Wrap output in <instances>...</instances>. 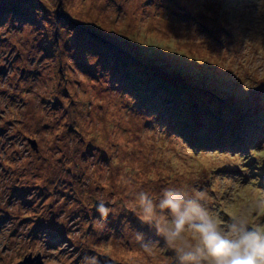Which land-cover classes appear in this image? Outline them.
Wrapping results in <instances>:
<instances>
[{
    "label": "rangeland",
    "instance_id": "1",
    "mask_svg": "<svg viewBox=\"0 0 264 264\" xmlns=\"http://www.w3.org/2000/svg\"><path fill=\"white\" fill-rule=\"evenodd\" d=\"M167 187L264 227V0H0V264H179Z\"/></svg>",
    "mask_w": 264,
    "mask_h": 264
},
{
    "label": "clouds",
    "instance_id": "2",
    "mask_svg": "<svg viewBox=\"0 0 264 264\" xmlns=\"http://www.w3.org/2000/svg\"><path fill=\"white\" fill-rule=\"evenodd\" d=\"M206 196L196 189L190 193L167 187L153 198L141 190L129 210L175 248L179 264H264V227H249L246 214L233 213L228 221L214 216L201 203ZM256 206L264 211V200L256 202ZM95 207L102 220L108 217L110 209L104 202ZM137 239L149 249L150 243L144 242L141 233H137ZM101 257L111 264L107 251L85 255L83 264H100Z\"/></svg>",
    "mask_w": 264,
    "mask_h": 264
},
{
    "label": "water",
    "instance_id": "3",
    "mask_svg": "<svg viewBox=\"0 0 264 264\" xmlns=\"http://www.w3.org/2000/svg\"><path fill=\"white\" fill-rule=\"evenodd\" d=\"M32 146L35 147V143L34 142H31ZM249 227H252L251 225H249ZM40 257H38V260H39ZM35 260H37V258H35ZM111 264H120V263H115L114 261H112L111 259H109ZM40 261V260H39ZM31 260L30 259H25V261L23 262H20L18 264H31ZM100 264H106L105 262V258L101 257L100 258Z\"/></svg>",
    "mask_w": 264,
    "mask_h": 264
},
{
    "label": "trees",
    "instance_id": "4",
    "mask_svg": "<svg viewBox=\"0 0 264 264\" xmlns=\"http://www.w3.org/2000/svg\"><path fill=\"white\" fill-rule=\"evenodd\" d=\"M5 0H3V2H4ZM62 17L63 18H65L64 17V15H62ZM66 19V18H65ZM67 20V19H66ZM56 23H58V22H56ZM66 24L69 26V27H71L70 26V24L68 23V21H66ZM79 28H83V27H79ZM133 64H129V66L127 65L126 67H127V69H125L126 71H135L137 68H135L134 66H132ZM139 71V70H138ZM137 72V71H136Z\"/></svg>",
    "mask_w": 264,
    "mask_h": 264
}]
</instances>
